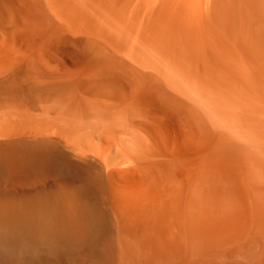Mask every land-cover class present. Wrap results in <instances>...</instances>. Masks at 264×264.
Segmentation results:
<instances>
[{
  "label": "bare ground",
  "instance_id": "bare-ground-1",
  "mask_svg": "<svg viewBox=\"0 0 264 264\" xmlns=\"http://www.w3.org/2000/svg\"><path fill=\"white\" fill-rule=\"evenodd\" d=\"M0 264H264V0H0Z\"/></svg>",
  "mask_w": 264,
  "mask_h": 264
}]
</instances>
